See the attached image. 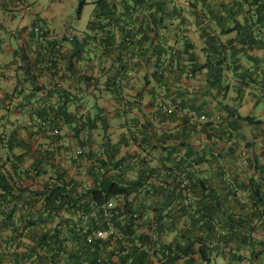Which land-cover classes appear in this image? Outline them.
<instances>
[{"label": "trees", "instance_id": "16d2710c", "mask_svg": "<svg viewBox=\"0 0 264 264\" xmlns=\"http://www.w3.org/2000/svg\"><path fill=\"white\" fill-rule=\"evenodd\" d=\"M86 3L81 1L80 8ZM117 6L122 13H117ZM137 12L146 14L149 23L143 27L141 22L134 31L132 14ZM93 17L90 26L108 27L112 37L114 27L118 28L125 50L132 40L139 44L136 46L156 43L158 31L170 20L172 75L194 78L203 70L208 75L195 98L177 103L166 92L156 104L155 118L168 123L181 113L182 122L195 117L198 123L192 122L180 132L157 133L150 129L153 124L143 122L137 133L141 140L137 142L134 133L130 135L145 152L139 165L138 155L127 161L118 158V151L104 136L100 158L90 165L93 186L88 189L66 180L65 172L57 173L41 189L19 184L14 174L23 169L30 147L18 139L17 127L2 132L0 149L6 154L0 156V264H212L214 257L231 250L234 260L242 258L238 251L249 250L252 263L261 261L264 236L258 240L256 234L264 231V165H259L257 158L250 165L248 161V168L260 177L252 176L247 183L240 181L219 192L206 170L217 166L220 171L224 168L221 160L234 153L219 149V145L240 133L241 117L222 101L217 102L222 115L213 116L204 107L224 97L230 88L239 94L250 85L264 91V0H97ZM188 25L196 27L203 41V64L194 52ZM233 33L234 37L221 42V37ZM113 82L108 83L113 86ZM35 92L32 89L30 95ZM198 95L204 102H198ZM102 113L97 109L94 117L83 120L66 112L63 105L53 112L37 110L31 135L42 131L51 136L67 125L79 137L80 131L91 130L97 120L105 131ZM244 120L257 124L247 117ZM188 130L204 133L207 139L214 137L215 143L199 152L181 141ZM17 147L24 148L25 155H15ZM182 150L185 154L179 157ZM152 151L158 154V165H150ZM85 156L86 160L95 157L90 152ZM131 160L137 163L131 162L133 167L127 164ZM38 167L39 161L32 163L30 170ZM135 167L136 177L131 180L124 169ZM111 169L115 172L108 174ZM132 194H136L134 202L128 200ZM109 201L114 207L104 219L101 209ZM109 226L113 234L96 236L97 231L107 232ZM168 234H173L172 241L164 243L163 236ZM22 238L29 243L23 244Z\"/></svg>", "mask_w": 264, "mask_h": 264}, {"label": "crops", "instance_id": "0c3cea01", "mask_svg": "<svg viewBox=\"0 0 264 264\" xmlns=\"http://www.w3.org/2000/svg\"><path fill=\"white\" fill-rule=\"evenodd\" d=\"M80 2L78 14L84 6L80 8ZM74 6L73 3V8ZM117 7V13H122L119 11L120 6ZM64 9H68L64 0H0V134L17 127L18 139L29 145L30 154L25 155L24 148L19 147L14 148L13 153L25 155L23 169H18L14 177L19 184L30 189H41L45 182L61 172L66 173V180L78 182L83 189L91 188L93 178L90 165L100 158L104 136L118 151V158L129 160L131 156L138 155L139 159L136 161L139 165L145 152L132 140L131 133H134L139 142L141 136L137 133L143 122L153 124L154 127L150 129H156L157 133L180 132L186 125L196 122L195 117L182 122V115L179 113L174 120L161 123L155 118L156 104L162 102L166 92L171 98L177 99V103L180 99L195 98L208 75L206 70L194 78L185 74L180 78L172 75L169 59L173 28L169 19L158 31L156 43L146 42L136 46L139 44L132 40L130 48L125 50L118 28L114 27L112 37L108 27L90 26L94 17L85 31L71 32L66 22L55 23L54 17L60 19ZM94 10L95 6L93 13ZM132 18L134 31L141 22L143 27L149 23L144 13L132 14ZM52 25L59 29V34H56ZM37 28L40 29L39 32H35ZM187 28L194 44V52L199 63L203 64L206 59L199 31L194 25H188ZM192 34L195 39L191 38ZM234 35L221 37V42ZM139 36L140 34L136 39ZM253 54L260 56L261 53ZM214 70L212 68L210 72ZM225 75L233 82L228 72ZM110 81H114L113 86L108 83ZM32 89H36L34 95H30ZM235 89L230 88L224 97L211 100L204 107L213 116L222 115L221 106L217 105V102L222 101V105L234 108L241 117L238 120L240 133L228 142H219V149H228L227 153L234 150V153L221 160L224 168L220 171L217 166L206 170V175L211 177L212 185L219 192L234 187L240 181L247 183L252 176L259 178V173L248 168L251 160L254 162L257 158L259 165H264V91L255 85L246 87L241 94L235 93ZM31 96L34 97L30 98ZM196 98L199 103L204 102L203 97L198 95ZM260 104L263 108L258 111ZM60 105L65 106L66 112L80 116L83 120L87 116L94 117L96 110L102 109L106 130H103L101 121L97 120L91 130L80 131L79 137H75L67 125L61 127L59 132H53L54 135L59 134L58 137L48 136L42 131L31 135L37 120L34 113L41 109L53 112ZM246 117L257 124L251 125L244 120ZM185 133L181 141L199 152L215 143L214 137L207 139L204 133H192L189 130ZM78 141L82 143V147ZM167 143L171 144L173 141L168 140ZM88 152L95 155L92 160H86ZM5 154L6 151L0 149V156L4 157ZM184 154L182 150L178 156ZM46 155L49 157L45 158ZM157 156V152H151L148 156L150 165H158ZM37 161L40 162V167L30 170L31 164ZM136 161L131 160L127 164L133 167L131 162ZM168 166H172L170 162ZM135 168L124 169L125 175L131 180L136 177ZM114 172L111 169L108 174ZM221 174L222 178L219 177ZM135 195L132 194L128 200L134 202ZM144 202L149 203L148 200ZM148 217L151 218V214ZM172 236L173 234L163 236V242H171ZM263 236L264 231L261 230L256 234V239L260 240ZM22 242L25 245L29 243L26 238H22ZM231 253L227 251L214 257L212 264H264L263 256L261 261L252 263L249 250L238 251L237 255L242 257L240 260L232 259Z\"/></svg>", "mask_w": 264, "mask_h": 264}, {"label": "rangeland", "instance_id": "374dc122", "mask_svg": "<svg viewBox=\"0 0 264 264\" xmlns=\"http://www.w3.org/2000/svg\"><path fill=\"white\" fill-rule=\"evenodd\" d=\"M80 1L83 0H64V5H66V7L68 9H64L65 11L61 14V16L58 17L60 19H57L56 17H54V22L57 24H62L63 22H66L69 25V29L71 30V32H76V31H85L86 30V26L88 25V23L93 19V8L95 6V2L97 0H91L90 3H86L83 6L82 11H78V3ZM69 3L71 5H69ZM73 3L75 4L74 8H73ZM68 10V11H67ZM67 11L65 17H63L64 13ZM52 28L56 29V34H59V29L55 26L52 25ZM192 39L194 38V35H191ZM263 108V105L260 104L258 105V111L261 110Z\"/></svg>", "mask_w": 264, "mask_h": 264}, {"label": "built area", "instance_id": "2783aa9c", "mask_svg": "<svg viewBox=\"0 0 264 264\" xmlns=\"http://www.w3.org/2000/svg\"><path fill=\"white\" fill-rule=\"evenodd\" d=\"M85 2H87V3H89L90 2V0H84ZM39 28H37V29H35V32H39ZM114 207V203L112 202V201H109L106 205H104L103 207H102V217L104 218V219H108L109 218V216H110V211H111V209ZM113 228L111 227V226H109L108 227V231L107 232H105V231H97L96 232V236L97 237H101V238H103V237H106V236H108V235H111V234H113Z\"/></svg>", "mask_w": 264, "mask_h": 264}]
</instances>
